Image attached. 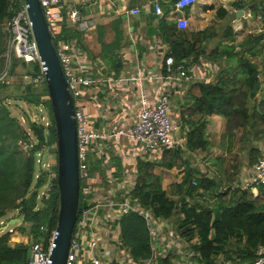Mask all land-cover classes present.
I'll return each mask as SVG.
<instances>
[{
  "label": "crops",
  "instance_id": "1",
  "mask_svg": "<svg viewBox=\"0 0 264 264\" xmlns=\"http://www.w3.org/2000/svg\"><path fill=\"white\" fill-rule=\"evenodd\" d=\"M177 1L64 0L63 2L61 8L63 18L52 28V34L58 48L67 47L64 49L69 52L81 51L89 58L91 66L81 74L94 79L95 82L84 88L81 103L89 115L90 127L104 130L114 126L126 127L134 122L140 95L131 84L132 81L129 82L126 78L135 74L137 63L145 74H163V78L159 81L145 80L143 88L154 102L162 94L166 92L169 94L172 107L170 115L180 126L175 136L182 142L181 147L175 151L161 150L143 155L142 145L125 136L116 137L109 146L101 141H93L89 154V171L96 185L90 202H83L82 209L93 208L97 195H101L102 201L130 200L144 207L134 195L138 181V165L141 162L156 164L154 172L161 176L163 189L176 201L185 194L191 203L216 207L221 201L220 193L225 192L223 189L226 187L244 189L241 187V182L246 178L242 176L249 175L245 172L246 166L239 175L232 174V177L226 178L227 183L223 182L219 175L221 169L212 167L226 162L218 152L222 147L225 148L227 138L231 135L227 133L229 131L227 118L217 113L204 115L198 104L201 96L199 85H215L223 72H228V75L233 77L239 71V67H236L237 57L235 55L229 57L226 54L216 58L212 56L211 51L204 53L200 51L199 54L195 53L180 61L189 65L188 70L184 72L178 70L176 66L172 71H168L162 61L166 56L172 55L173 39L193 42L196 33L208 28L212 29V33L208 35L207 41L202 46L203 49H209L208 46L212 48L218 42L230 45L233 39L236 42L240 40L243 44L249 35L262 34V54L252 60L259 65V87L261 86L259 91H264V0L244 2L198 0L185 8H178ZM157 4L161 7V14L156 13ZM244 7L246 9L239 16L238 11ZM72 9L80 13L85 27L67 19V14ZM133 10L138 12L132 13ZM248 11L251 12V16L247 15ZM225 12H227L226 16H224ZM253 22H255L253 27L257 26V31L260 33L253 34L252 30L245 29ZM228 26H231V32ZM234 46L236 49V45ZM201 119L207 122L206 134L212 144L209 153L199 149L190 150L186 144L191 128ZM260 149L263 151V148ZM19 150L28 155L22 148L19 147ZM178 152L182 154V158L175 163L173 155ZM170 155L173 163L167 165L165 162ZM205 165L209 167L208 170L204 169ZM41 172L45 178L42 169ZM36 173L39 172L35 170L33 181L38 194L35 209H43L50 195L49 197L43 195L47 191L45 188L39 190L43 184L38 183ZM225 173L227 174L226 171ZM204 176L216 179L217 186L214 190L200 186V178ZM191 183L195 185L193 191L189 188ZM180 184L183 186L182 191H177V185ZM249 189L253 196L258 195V188ZM27 197H31V192ZM230 197V194L222 196L223 201ZM144 211L151 215V220H146L143 214L138 213L145 221L149 232L151 253L148 257L136 258L130 246L125 243L121 222L125 215L120 217L119 208L100 206L90 211L81 227L84 230L80 240L84 245L78 264L91 263L88 249L92 240L98 242L94 256L104 264L250 263L248 261L241 263L234 254L228 257L225 253L219 254L211 262H206L194 248L198 244V236L187 239L181 234L180 224L184 214L179 208L170 218L157 217L148 207H144ZM7 233H9L7 242L12 248L25 246L29 249L31 238H43V235L34 232L33 222L26 220L20 209L14 206L0 212V237ZM261 251L263 250L259 253Z\"/></svg>",
  "mask_w": 264,
  "mask_h": 264
},
{
  "label": "trees",
  "instance_id": "2",
  "mask_svg": "<svg viewBox=\"0 0 264 264\" xmlns=\"http://www.w3.org/2000/svg\"><path fill=\"white\" fill-rule=\"evenodd\" d=\"M9 2L10 0H0V29L2 23H6L13 14L9 9ZM226 15L227 12L224 16ZM228 30L232 31L231 26H228ZM210 33H212L211 28L196 33L193 42L173 39L171 54L177 62H180L195 53L199 54L200 51L201 53L207 52L201 46L207 41ZM5 36L7 37L8 34L5 33ZM262 38V34L249 35L243 44H240L239 50H236L233 44H230L229 47L232 46L231 48L225 50V54L229 57L230 55L237 57L236 67H239V71L233 77H230L228 72H223L215 85H199L201 96L198 99V104L204 115L222 114L229 121L232 113L235 114L237 110H241V113L250 120L254 117L251 112L253 111L255 116L259 117L256 119V123L264 126V102L260 103V109H255L252 106L251 111L239 107L237 103L240 95L251 96V92L248 93V90L259 88L260 68L252 58L262 54ZM3 45L4 41L0 45V54ZM219 51L218 48H214L211 51L212 56L216 58L223 56ZM211 53L209 54L211 55ZM18 62L27 68L24 62L15 59L12 68L14 73ZM35 69L34 77L39 72L37 65ZM17 84L16 90L21 92V98L37 106L41 99L33 89L38 88L36 81L27 86H24L21 81ZM40 87L42 94L49 95L46 82H42ZM0 88H4V86ZM20 88H24L25 91L22 92ZM30 89L33 90V93L28 92ZM48 105H50L52 112L50 99ZM50 125L53 132L52 137L51 134L46 137L43 125L35 122L30 123L29 126L37 139V144H34L26 156L19 150L18 141L27 140L31 142L30 133L21 134L23 129L19 122L11 117L8 107L0 102V212L10 206L19 208L25 219L33 222L34 232L37 235H43L47 242L50 241L57 224L58 186L56 184L50 192V198L45 201L43 209H35L38 194L36 191L31 192V187L36 166L35 153L45 144H53L57 141L53 114ZM206 126V120L201 119L196 126L191 128L186 143L190 150L199 149L206 153L211 151L212 144L207 137ZM246 140L248 141V138ZM246 149L249 150L251 164H254L258 155L262 154L261 149L254 144L247 145ZM173 157L174 162L177 163V160L182 158V154L178 152ZM165 163L167 165L173 163L171 155ZM155 165L151 162H141L138 165V181L134 195L139 199L142 206L151 208L154 214L161 218L172 217L179 208L184 214V219L180 224L181 234L187 239L198 236V244L194 248L206 262H211L221 253H225L228 257L234 254L241 263L254 262L259 258V251L263 250L264 252V185L257 187L258 195L256 196H253L249 188L226 187L223 189L225 192L220 193L221 201L217 203L216 207H208L195 202L191 203L185 194L179 201L171 199L162 187L161 176L154 172ZM200 180V186L205 189L212 191L217 186V181L214 178L204 176ZM38 183H43V180H39ZM181 187H183L182 184L177 185V191H182ZM189 188L193 191L195 185L191 183ZM30 192L31 197H27ZM229 194L231 197L228 200L225 199L227 202L223 201L222 196ZM121 222L122 237L125 243L130 246L134 256L138 259L148 257L151 253L150 239L143 218L138 213H130L125 215ZM41 225H46L47 230L41 231ZM8 234L0 237V264L24 263L28 260L29 249L25 246L15 248L9 246Z\"/></svg>",
  "mask_w": 264,
  "mask_h": 264
},
{
  "label": "built area",
  "instance_id": "3",
  "mask_svg": "<svg viewBox=\"0 0 264 264\" xmlns=\"http://www.w3.org/2000/svg\"><path fill=\"white\" fill-rule=\"evenodd\" d=\"M198 0H178L177 7L185 8L189 5H193ZM244 2L246 0H239ZM46 20L52 28L56 23L63 18L61 8L64 0H40ZM9 9L13 12L11 18L6 22L7 26V49L2 55L3 63L5 62L4 69L0 72V87H6L13 85L17 81V76L12 72L13 62L15 59L24 62L29 65H37L39 72L34 77L36 69L32 67L28 68V72H24L22 75V83L27 86L34 81L37 84L46 82L44 74V66L39 53L38 45L35 41L31 19L27 11L25 0H10ZM161 7L156 5V13L161 14ZM138 11H132L137 13ZM248 16H251V12H247ZM67 19L72 23L81 24L85 27V23L82 21V16L78 11L72 9L67 14ZM67 48V47H64ZM63 47L58 48L61 64L67 78V82L70 90L74 96L76 119L78 124V154L80 161V180H81V200L80 211L76 227L73 232L72 242L69 249L66 264H78L81 251L83 249V242L80 240V235L84 229H81L85 223V218L93 208L100 206L118 207L120 217L131 212L141 213L144 217L151 220V215L147 212H143V208L136 203V201L130 200H114L102 201L101 195H97L96 204L89 209H82V203L85 201L90 202V197L94 193L96 181L90 174V162L89 154L93 141H101L108 146L116 137L125 136L142 145V154L148 155L153 152H159L161 150H176L181 147L182 142L175 136L179 131V123L170 115L171 101L170 96L166 92L162 94L158 99L152 100L149 94L143 88L144 81H159L163 78V74H145L141 71L139 65H135V74L131 77H127L126 80L132 81V85L136 88L137 93L140 95V102L137 111L134 114V122L129 126L112 127L104 130L92 129L90 127L89 115L86 112V108L82 105L81 99L83 97L84 88L94 83V79L84 77L81 73L91 66L89 58L86 53L81 51L69 52ZM162 64L168 71H172L173 67L182 72L187 71L189 65L183 62H177L173 55H168L162 61ZM49 99V95L46 96ZM19 146L26 153H30L34 143L27 140H19ZM48 154V159L42 162L44 154ZM36 164L41 169L44 168L45 176L48 175L45 181L42 173H36L37 180H43V183L48 185L45 195L49 197L50 192L57 184V144L53 143L49 148L44 150V147L39 149L35 153ZM264 185V149L262 155L254 163L253 167L249 171V175L241 182V187L257 188ZM152 226V224H151ZM152 228V227H151ZM41 231H46L47 226L41 225ZM152 230V229H151ZM53 237L47 242L46 238H31L29 244L30 255L28 260L22 264H48L51 254V248L53 245ZM97 240H92L88 251L90 252V264H104L99 258L94 256V249L97 247ZM247 264H264V252L259 253V258Z\"/></svg>",
  "mask_w": 264,
  "mask_h": 264
},
{
  "label": "water",
  "instance_id": "4",
  "mask_svg": "<svg viewBox=\"0 0 264 264\" xmlns=\"http://www.w3.org/2000/svg\"><path fill=\"white\" fill-rule=\"evenodd\" d=\"M32 31L44 66L57 137L59 207L48 264H66L80 211L81 180L75 100L65 76L58 47L40 0H25ZM246 7L238 11L240 16ZM44 154L42 162L47 161ZM45 171L44 168H42ZM48 175L45 177L47 180ZM30 255V250L28 252Z\"/></svg>",
  "mask_w": 264,
  "mask_h": 264
},
{
  "label": "rangeland",
  "instance_id": "5",
  "mask_svg": "<svg viewBox=\"0 0 264 264\" xmlns=\"http://www.w3.org/2000/svg\"><path fill=\"white\" fill-rule=\"evenodd\" d=\"M254 24L255 22L249 23L245 29L248 31L252 30L251 32L253 34L260 33L259 31H257L258 28L257 26L255 28L253 27ZM6 31H7V26L6 23L3 22L0 29V35L1 38L3 39L2 40L0 38V45L2 41H4V45L2 47V53L0 54V72L4 69L3 67L5 65V62L3 63L2 55L7 49L8 38L5 36V33H7ZM232 44L236 45V50H238L241 41L239 40L238 42H236L235 40L233 41ZM203 45L204 43L202 44V46ZM229 46L230 45H227L225 43L218 42L214 44V47L212 48L208 46L209 49L206 50L212 51L214 48H218L220 50L219 52L225 56L226 55L225 50L227 51L229 48L232 47ZM26 65L27 68H25L22 63L18 62V64L15 67L16 70L15 74L17 76V81L13 84V86L10 85L4 88H0V102L4 103L8 107V111L11 117L15 118L19 122L20 126L23 129L21 134H25L27 132L30 133L29 138L34 144H37V139L33 134L32 130L30 129L29 125L32 122L38 123L39 125H43V129L45 130L44 131L45 136L49 137V134H51L52 137L53 132H52V128L50 127L51 126L50 123L52 119L53 110L51 112L50 105H48L49 99H46L47 95L42 94L41 91L42 88L40 87V84H37L38 88H33L36 91V93L39 94V98L41 99L37 106H35V104H30L28 101H25L23 98H21L22 96L21 92L16 90V88L18 87L17 83H19V81L22 82L21 79L23 73L28 72L29 70L28 68L30 67H32L33 69L36 68L35 65H29V64ZM260 87L256 90L255 88L253 90H248V93L251 92V96L245 97L243 95H240L238 101L239 107L243 109H248V111H251L252 106H254L255 109L257 108L260 109V103L264 102V91H259ZM20 90L22 92L25 91L24 88H20ZM28 92L33 93V90L30 89V91ZM237 111L235 114L232 113V115L230 116L231 119L228 121L229 131H227V133H231V135L227 138V143L225 144V148L222 147V149H220V151L218 152L219 156L224 157L226 162L223 163L222 165L221 164L212 165L214 169H221L219 175L221 176L223 182L226 181V178L228 179L229 177H232V174L239 175L243 171L244 166H246L245 172L249 173L250 171L249 168L252 167L250 165L253 164H250L251 162L249 158V150L246 149L247 145L254 144L256 147L258 146L259 148L261 147L264 149V126H260L256 123V119H259V117L255 116L256 115L255 112L251 111L254 117L249 120L241 113V110H237ZM48 126L50 127V129ZM252 130L253 132H251ZM260 130L261 133H259ZM247 138L248 141L246 140ZM51 145L53 144H45L43 146L44 150L46 151V148H49ZM260 155L261 153L258 155V157ZM208 168H209L208 166L206 165L204 166V169L208 170ZM35 170L37 172L42 173L40 166L38 164L36 165ZM224 170L227 172V174L225 173ZM246 176H242V177L246 178ZM42 184L44 187L41 186L39 190L48 188V185H46L45 183ZM35 188L37 189L35 183H32L31 192L36 191Z\"/></svg>",
  "mask_w": 264,
  "mask_h": 264
}]
</instances>
